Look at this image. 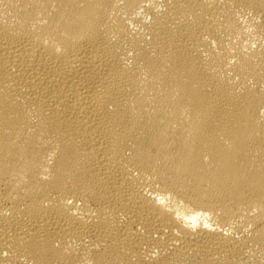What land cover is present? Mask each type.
Masks as SVG:
<instances>
[{"label":"bare ground","instance_id":"6f19581e","mask_svg":"<svg viewBox=\"0 0 264 264\" xmlns=\"http://www.w3.org/2000/svg\"><path fill=\"white\" fill-rule=\"evenodd\" d=\"M0 264H264V0H0Z\"/></svg>","mask_w":264,"mask_h":264}]
</instances>
